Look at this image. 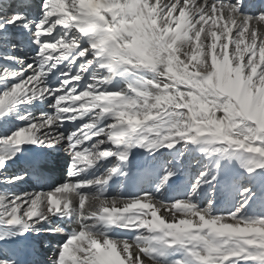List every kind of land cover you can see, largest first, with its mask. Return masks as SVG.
I'll list each match as a JSON object with an SVG mask.
<instances>
[{
  "label": "snow or ice",
  "instance_id": "6c2138e0",
  "mask_svg": "<svg viewBox=\"0 0 264 264\" xmlns=\"http://www.w3.org/2000/svg\"><path fill=\"white\" fill-rule=\"evenodd\" d=\"M60 234L50 264H264V0H0V264Z\"/></svg>",
  "mask_w": 264,
  "mask_h": 264
},
{
  "label": "bare ground",
  "instance_id": "6f19581e",
  "mask_svg": "<svg viewBox=\"0 0 264 264\" xmlns=\"http://www.w3.org/2000/svg\"><path fill=\"white\" fill-rule=\"evenodd\" d=\"M21 53V56L25 54L22 58L28 61V57L31 54ZM68 154L66 152L62 153H56L52 157V163L48 166V170L52 171L54 179L57 181H62L64 179H67V172H66V160H67ZM136 180L138 179L137 175L134 176ZM133 177V180H134ZM28 191H36L37 188L34 187L33 183L25 186ZM40 191H46L43 189H39ZM167 203V202H166ZM64 234H60L59 236H49L43 241L37 242V253L35 259L39 261V264H50L53 250L55 249V246L58 242L63 240ZM42 257V258H40Z\"/></svg>",
  "mask_w": 264,
  "mask_h": 264
},
{
  "label": "rangeland",
  "instance_id": "374dc122",
  "mask_svg": "<svg viewBox=\"0 0 264 264\" xmlns=\"http://www.w3.org/2000/svg\"><path fill=\"white\" fill-rule=\"evenodd\" d=\"M193 163H195V162H193ZM191 170H192V171H195V169H191V168H189V171H191ZM166 202H167V201H166Z\"/></svg>",
  "mask_w": 264,
  "mask_h": 264
}]
</instances>
